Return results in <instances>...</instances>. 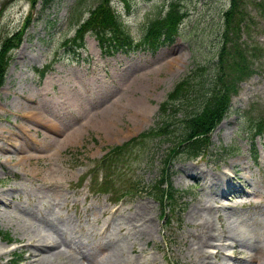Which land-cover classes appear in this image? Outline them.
<instances>
[{
  "label": "rangeland",
  "instance_id": "374dc122",
  "mask_svg": "<svg viewBox=\"0 0 264 264\" xmlns=\"http://www.w3.org/2000/svg\"><path fill=\"white\" fill-rule=\"evenodd\" d=\"M112 1L107 5L120 16L133 45L143 37L151 19L166 13L171 1L180 5L185 16L172 40L157 49L137 45L106 56L91 31L84 35L83 48L69 47L72 44L67 42L100 0H50L46 4L37 0L34 6L29 0H0V39L25 26L21 43L10 52L0 88V197L8 203L0 205V231L9 234L0 236V248L10 250L0 253V264H30L26 239L28 234L40 232L53 238L61 233L74 254L84 248L95 251L99 238L111 233L114 239H124L119 241L123 251L117 254L121 264H200L204 260L195 244L200 233L195 223L202 221L191 219L189 213L197 204L214 209L218 206L214 202L216 189L227 183L222 172L226 164L233 163L241 174L235 175L233 184L254 194L222 199L224 208L213 210L208 220L217 233L228 234L231 221L235 222L233 229L245 223L247 233L252 232L250 239L264 249V133L255 138L254 144L248 135L251 123L264 117V0H246L249 29L239 35V41L252 53L259 52L252 60L251 72L238 83L229 110L210 134L207 151L197 157L179 154L173 159L170 173L177 195L173 203L168 200L170 205L164 210L145 191H133L112 201L111 193L88 191L91 175L81 185L77 180L110 147L154 127L160 102L187 72L195 70L207 86L218 61L223 13L230 0H127L128 7L123 0ZM141 105L149 111L144 123L134 114ZM28 111L39 113L57 127L49 129L45 123L27 118ZM100 122L113 123L121 135L108 139L104 130L95 128ZM28 129L32 141L24 140ZM176 129L177 125L171 138L178 134ZM75 134L76 140L70 141ZM171 140L146 137L139 142L127 156L129 170L125 175L122 172L118 182L124 184L126 176L136 181L137 189L154 184ZM24 154L30 158L21 164L18 158ZM124 159L121 156L117 161L121 164ZM197 172L203 173L208 183L218 178L217 185L204 189L201 182L197 184L189 177ZM117 189L122 190V186ZM143 203L147 204L146 218L152 221L150 235L142 234L139 230L143 221L134 219L137 205ZM25 209L35 216L49 211L56 227L22 218ZM64 220H70L65 232L59 224ZM230 241L222 247L227 264L252 255L242 242ZM207 250L214 251V247ZM14 252L17 262H11ZM212 257L206 262H219L218 257ZM43 262L70 264L67 256Z\"/></svg>",
  "mask_w": 264,
  "mask_h": 264
},
{
  "label": "trees",
  "instance_id": "16d2710c",
  "mask_svg": "<svg viewBox=\"0 0 264 264\" xmlns=\"http://www.w3.org/2000/svg\"><path fill=\"white\" fill-rule=\"evenodd\" d=\"M29 1L32 6L37 2V0ZM43 1L46 4L50 0ZM107 1L100 0L98 5L90 11L88 18L76 29L75 37L68 39L67 42L76 48H81L84 46L85 33L91 31L98 40L102 53L109 54L119 48L132 47L133 39L130 32L123 25L120 16L111 11ZM123 1L128 7L127 0ZM184 16L185 13L181 11L180 5L171 1L165 14L158 15L149 21L139 42L155 50L166 40H172ZM248 21L246 0H230L228 8L223 13L218 61L207 86H204V77L196 74L195 70H190L178 80L159 105V122L155 127L140 133L138 139L133 138L121 145L111 147L101 159L96 160L86 174L82 175L81 180L85 179L87 173H93L92 181L94 182L89 187L91 190L107 192L114 189L117 191L120 171L114 178L108 175L113 168L117 171H125L124 167H119L117 158L124 154L129 155L136 143L147 136L162 137L173 140L163 160L160 177L149 188L143 186L140 190L152 195L162 207L166 206L167 200L173 202L177 194L169 171L173 157L182 152L190 157L199 156L208 149L211 131L229 110L231 96L237 92L238 83L251 72L252 60L259 54V52L252 53L248 46L239 41V35L249 29ZM24 28L25 26L10 36L0 39V87L9 65L10 52L21 43ZM196 77H199L198 81ZM176 125L178 134L171 138L174 131L172 128ZM250 128H252V137L260 134L264 130V117L251 123ZM100 172L103 173L104 178L98 182L96 175ZM137 188L136 181L125 176L123 190L120 192L118 190L119 193L117 192L115 197L119 198L121 194L139 191ZM1 235L6 238L9 234L0 231ZM14 255L12 261L17 262L18 254L14 253Z\"/></svg>",
  "mask_w": 264,
  "mask_h": 264
},
{
  "label": "bare ground",
  "instance_id": "6f19581e",
  "mask_svg": "<svg viewBox=\"0 0 264 264\" xmlns=\"http://www.w3.org/2000/svg\"><path fill=\"white\" fill-rule=\"evenodd\" d=\"M140 107H142V108L136 109L134 111L135 112L134 114H135V117H137L139 122L141 121V123H144L147 121V119H149L148 118V112L149 111H147V109H146L147 106L145 107V105H141ZM38 114L39 113H32V111H28L27 113H25V116L27 118L34 120V121L37 120L38 123H42V122L45 123V126H47L49 129L54 130V128L57 127L56 125H54L53 121L48 120V119H43L42 116L38 115ZM105 121L108 122V119H105ZM95 128L100 129V130L101 129L104 130L106 132V135L108 136V139H112L115 137L117 139V137H119L121 135V130H119L113 123L104 124L103 122H100V124L98 126H95ZM30 132H31L30 129H28L27 135L24 134V140L25 141H29V140L32 141V139L30 138L31 137ZM76 137H78V135L75 134V135L71 136L69 138V140L71 141V139H75ZM28 155L27 154L21 155L18 158V161L22 164V162H24L25 160L30 158V155L29 156ZM225 167L227 169L223 170L222 176H224L227 179V183H225L221 189H216V192H215L217 199L214 200V202H217L218 206L214 209L210 205H202V204L199 205V204H197V205H195L193 211L189 213V215H191V219L197 218L198 220L202 221L201 223H195L196 226H198L200 228V230H199L200 233L197 234L198 240L196 241L195 244H196L200 254L203 255L202 258L204 260V261H200V264H227L228 258L222 254V250H223L222 247L227 246L228 244H231L230 240H232L234 242H236V241L242 242V244H243L242 246L249 249L252 252V255H250L248 259H244V260L236 259L234 263H236V264H238V263L239 264H253V263L254 264H262V263H264V249L262 247L260 248L258 245L255 244V242L252 241V239H250L251 238L250 234H252V232L249 229V227L247 226L248 229L250 230L249 231L250 234L247 233L245 223H243L241 225V227L236 226V227H234L236 229H233V225L235 224V222H232L229 218L230 214H227L229 220L231 221L230 225L228 226V229H229V234H228L227 232L217 233L216 230L212 227L210 220H208V217H210L212 215L213 210L217 211L220 208H222V209L224 208V206H222V204H220V203H222V199H225L228 197L241 198V197L248 195V194H250V195L254 194V193L251 194L250 191L245 190L243 187L237 188V186L233 184L232 180L235 178V175H241L239 172L240 170L236 166V163H233L230 165L226 164ZM189 177H191L193 180H195V182L197 184H199V182H201V184H199V185H201V187H203V188L205 186H208V188L212 187L213 185L216 186L217 183L215 181H219L218 178L214 177V178H211L210 183H208L206 180V176L200 172H197V174L190 173ZM36 194L37 193H35V195ZM7 204L8 203L3 201V199L0 197V205H7ZM249 206L256 207V208L259 207V205H254L253 203H250ZM29 210H31V209H29ZM116 212L117 211H115L114 213H116ZM147 212H148L147 211V204H144V203L137 205L135 212H134V219H136V222L143 221V223H144L141 225L142 229L139 230L144 235H150L151 231H152L151 217L148 219L146 218ZM43 213H45V212H43ZM43 213L41 212L40 215L38 214L35 216L34 212L28 211L25 209V210H22L21 215H22V218H23V216L26 218H28V217L34 218L36 220V222L38 221V222L44 223L50 227H54L55 222H54V220H52V217L49 214L50 212L48 211L47 214H43ZM17 215H15V216L17 217ZM8 219H9V223H10L12 221V218L9 217V218H7V220ZM17 222H18V220H17ZM69 222H70V220H64L62 222H59V224L63 226L64 232L67 231V227L69 226ZM28 223H29V221H28ZM153 225H154V222H153ZM23 226H24V223H23ZM24 227H23V229H24ZM232 229H233L234 234H233V232L230 231ZM27 230H29V229L27 228ZM58 230L63 231L62 229H60V227ZM52 231H53V229H52ZM51 234L54 235V233H51ZM110 235H111V233H109L105 237V239L99 238L98 248H96L95 251L91 252V251H88L87 249L84 250L85 248L82 246L84 249L82 251L78 249L80 251L79 254L78 253L74 254L73 251L68 250L70 242L65 236L63 237L61 235V233H59V236L57 238H53L52 235L50 237L46 233H41V232L28 234V237L26 236L27 242L25 245L28 246L27 248L30 250L29 255H30V258L32 259V260H30V264H34V263L35 264H42L43 261L46 263H52L54 258H62V257H66V256L69 257L70 264H106V263L107 264H121L122 260L117 256V254L119 253V251H123V249L121 248L122 243H119V241L122 242V241H124V239L122 238L121 240H117V239H114L113 237H111ZM104 240H106V241H104ZM80 245H82V244H80ZM86 247H87V245H86ZM209 247H214V251H208L207 248H209ZM8 251H10V250H5L4 248H2L0 253H6ZM211 255H213V257H218L217 259H219V262H217V263H211V261L206 262ZM255 259H256V261H255Z\"/></svg>",
  "mask_w": 264,
  "mask_h": 264
}]
</instances>
